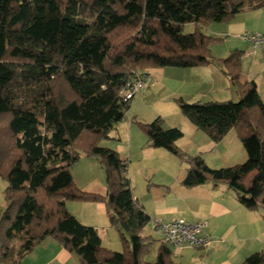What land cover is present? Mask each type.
<instances>
[{"label": "trees", "instance_id": "trees-1", "mask_svg": "<svg viewBox=\"0 0 264 264\" xmlns=\"http://www.w3.org/2000/svg\"><path fill=\"white\" fill-rule=\"evenodd\" d=\"M256 10L264 0H0V263L18 264L7 252L12 240L24 242L23 255L50 237L79 264H177L162 240L155 262L145 261L153 241L142 230L150 218L133 196L128 164L98 146L130 108L122 96L128 77L150 68L222 64L237 102L175 103L215 143L234 131L244 163L211 169L177 147L178 128L164 129L160 117L139 125L149 148L187 164L183 187L226 185L247 210L264 209V103L254 82L240 81L242 53L215 59L210 46L221 39L205 34L213 23ZM186 24L192 33H183ZM79 153L104 168L103 195L75 186L70 168ZM68 201L103 204L123 252L103 248ZM242 264H264V249Z\"/></svg>", "mask_w": 264, "mask_h": 264}, {"label": "crops", "instance_id": "crops-1", "mask_svg": "<svg viewBox=\"0 0 264 264\" xmlns=\"http://www.w3.org/2000/svg\"><path fill=\"white\" fill-rule=\"evenodd\" d=\"M208 31H212L209 34L215 38H225L219 41V45L215 42V45L210 47L216 58L224 59L234 50L242 53L240 58V81L242 83L254 82L257 92L264 103V51L258 48L254 49L252 45L241 39L242 34L245 32L264 33V10L241 12L227 24H211L206 29V32ZM188 71L181 74L187 80L182 85L183 89L180 90L182 93L186 91L183 95L186 101H188L187 98H189V94L194 87L199 89L197 95L199 97L211 99L220 95L227 98V95L235 94L238 98L236 88L231 86L228 77L223 73L224 68L221 63L190 68ZM147 72L150 75L151 72L149 70ZM181 122L183 123L181 127H177L184 132V135L176 142L178 147L187 152L191 150L182 144L185 134L188 132L192 134L193 146L194 148L196 147L193 154L202 157V152L213 153V150H215L217 156H209L210 159L216 157L218 159L220 155L225 161L229 160L232 154L230 146L238 141L234 131H230L222 141L215 143L194 126H189L188 122ZM172 126L175 127L176 125ZM163 128L169 129L172 127L163 125ZM136 136L135 138L141 141V137L139 139L138 134ZM131 142L132 137L129 138V143ZM155 151L157 149L152 150L151 153L153 155L159 153V155L163 156L160 154L161 152ZM121 159L126 161L127 164L129 163L127 159L123 157ZM140 173L145 184V186L143 184V189L145 190L140 195L135 191L133 192L130 179H128L134 198L149 216L150 222L151 220L171 222L176 219H184L189 222H206L205 232L211 238V245L205 249L191 250L190 264H242L245 258L264 249V215H262L264 214V209H260L257 212L247 210L238 202L235 193L226 185L214 186L209 182L198 187L185 188L181 185L185 173L175 181H173L171 172L153 170V172ZM93 182L94 180L90 182L88 188L86 187V191L103 195L105 186L101 191L94 190L91 187ZM3 183L0 184V211L5 207L3 200L5 183ZM71 205L67 203V209L70 213L77 216L72 211ZM80 222L84 224V221ZM97 232L102 241L103 234L99 233L98 230ZM155 234L160 236L159 233ZM23 245V241L14 239L11 241L7 251L10 259L18 264H40L42 256H49L48 260L51 258V261L56 264H69V262L79 264L76 256L63 248L53 238L44 239L36 244L30 252L20 255ZM50 262L47 261L41 264H49Z\"/></svg>", "mask_w": 264, "mask_h": 264}, {"label": "rangeland", "instance_id": "rangeland-1", "mask_svg": "<svg viewBox=\"0 0 264 264\" xmlns=\"http://www.w3.org/2000/svg\"><path fill=\"white\" fill-rule=\"evenodd\" d=\"M193 29V25L186 24L183 27V33H192ZM209 33H212V31L205 32L206 35L214 37ZM221 39L223 40L225 38ZM216 44L219 45L220 42H216ZM212 45L215 44L213 43ZM212 45L210 47H212ZM211 56L215 59H219L215 57V54H213L212 51ZM188 70L189 69H177L172 67L150 68L149 71L151 73L148 88L142 90L134 97L130 103V108L126 111L124 119L115 125L108 134L109 139H102L98 141L99 147L109 148L117 152L124 159L128 160L129 163L127 177L130 179L133 192L135 191L138 195H140L143 190H145L143 189V176H141L140 172H153V170L157 172H171L173 181H175L178 177H182L184 175L188 167L185 162L179 160L163 149H157L155 152H161L160 154H162L164 157L159 155V153H155V155H153L151 151L156 149H151L147 146V138L139 125L150 123L155 118L160 117L163 120V125H170L172 128H178L181 130L177 126L181 127V124H183L181 121H188L181 115L174 98H183V100L186 101L183 97L184 92L186 91L182 93L180 90L183 89L182 85L186 83L187 80H185V77H183L181 74L183 72H189ZM198 93L199 89L194 87L193 91L189 94V98H187L188 101L186 102L190 104L196 102H224L230 100L237 102L239 99L235 94H229L227 95V98L219 95L216 98L210 99L203 98L201 96L199 97L197 96ZM172 125L176 126L173 127ZM188 125L193 126L189 122ZM181 132L184 135L182 130ZM137 134L139 139L141 137V141L138 140V138H135ZM130 137H132L131 143H129ZM237 140L238 141H236L235 144L230 146L232 149V154L227 161H225V159L220 155L218 156V159L217 157L210 159L209 156H214L217 154L215 150H213V153H209L207 151L202 152L201 155L207 166L211 169H221L244 163L246 161V154L238 137ZM193 141L192 134L187 132L183 139L184 143L182 142V144L184 147L191 150L187 152L186 150L181 149L178 146L177 147L185 152L188 156L193 157L197 155L193 154L195 152L194 149H196V147L194 148L193 146ZM70 172L72 174L74 184L79 190L87 192L86 189L89 187L92 180H94V182L91 183V187L94 190L101 191L102 188L104 189V168L94 158L87 157L79 153V160L71 166ZM2 183L3 182L0 181V184ZM93 193L101 194L96 192ZM67 203L72 204V211L77 214V216H74L79 221H84V225L95 227L99 233L103 234V248L114 252H123L124 243L118 231L110 226L103 204L82 201H68ZM151 229V224L149 222L142 230V236L150 237L153 241L151 247L149 248L148 254L145 256V261L147 262L155 261L157 249L161 242L160 236L153 233ZM170 249L173 254V262L177 264H190V257H192L191 249ZM48 259L49 256H42L39 263H46L47 261L50 262L51 258L50 260ZM49 264L56 263L51 261ZM69 264H72V262H69Z\"/></svg>", "mask_w": 264, "mask_h": 264}, {"label": "built area", "instance_id": "built-area-1", "mask_svg": "<svg viewBox=\"0 0 264 264\" xmlns=\"http://www.w3.org/2000/svg\"><path fill=\"white\" fill-rule=\"evenodd\" d=\"M241 39L252 45L254 49L264 51V33L245 32ZM149 80L148 72L131 74L122 89L123 100L132 101L138 93L148 88ZM150 223L152 231L159 233L162 242L170 248L200 250L211 245V238L205 232L207 226L205 221L189 222L176 219L171 222L151 220Z\"/></svg>", "mask_w": 264, "mask_h": 264}]
</instances>
